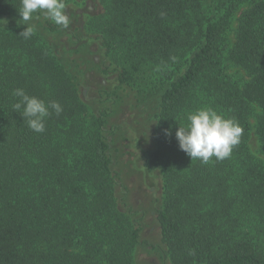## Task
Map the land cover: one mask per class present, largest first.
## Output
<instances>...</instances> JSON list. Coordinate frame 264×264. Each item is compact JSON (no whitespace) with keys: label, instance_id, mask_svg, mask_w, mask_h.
Wrapping results in <instances>:
<instances>
[{"label":"trees","instance_id":"obj_1","mask_svg":"<svg viewBox=\"0 0 264 264\" xmlns=\"http://www.w3.org/2000/svg\"><path fill=\"white\" fill-rule=\"evenodd\" d=\"M98 1L86 26L117 81L109 94L147 71L165 86L156 147L141 151L161 178L165 262L264 264V0ZM20 8L0 0V22ZM24 30L0 26V264H135L141 234L117 196L111 113L90 116L63 60ZM17 88L61 104L43 133L13 111ZM202 108L243 129L226 159L191 161L179 148L178 127Z\"/></svg>","mask_w":264,"mask_h":264},{"label":"rangeland","instance_id":"obj_2","mask_svg":"<svg viewBox=\"0 0 264 264\" xmlns=\"http://www.w3.org/2000/svg\"><path fill=\"white\" fill-rule=\"evenodd\" d=\"M66 4L71 20L67 30L53 32L50 25L55 24L43 16L29 23L35 26V34L48 42L63 60L80 89L90 116L97 114L101 108L111 113L106 131L111 144L112 175L117 196L121 209L130 214L141 234L135 264H170L165 262L164 245L155 216L157 200L161 195V178L148 174L141 160L143 149L156 147V117L165 86L154 72L147 71L122 86L116 94H109L117 81L113 75H105L102 67L104 51L95 38L97 35L86 26L91 17L101 13L103 8L98 0H67ZM21 19L20 15L7 17L1 20L0 26L25 29ZM73 34L77 40L72 37ZM231 41L233 43V36ZM238 75L242 78L246 76L243 71ZM88 122H91L90 117ZM254 150H257L255 144Z\"/></svg>","mask_w":264,"mask_h":264},{"label":"clouds","instance_id":"obj_3","mask_svg":"<svg viewBox=\"0 0 264 264\" xmlns=\"http://www.w3.org/2000/svg\"><path fill=\"white\" fill-rule=\"evenodd\" d=\"M65 0H21L19 15L26 25L19 34L24 39L31 38L35 26L30 21L38 20L40 16L50 20L57 26L67 29L71 20L66 12ZM17 98L12 105L13 111L26 120L30 130L43 133L46 121L54 112L59 116L63 108L57 101L45 102L36 96L28 95L23 89L13 91ZM187 126H179L175 135L179 148L191 158L199 159L207 164L212 157L217 160L228 158L235 146L240 143L243 129L232 118H225L212 108H202L187 115ZM166 135H171L166 131Z\"/></svg>","mask_w":264,"mask_h":264}]
</instances>
